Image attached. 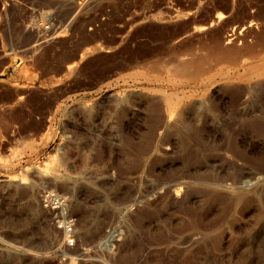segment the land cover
<instances>
[{
  "label": "rangeland",
  "instance_id": "rangeland-1",
  "mask_svg": "<svg viewBox=\"0 0 264 264\" xmlns=\"http://www.w3.org/2000/svg\"><path fill=\"white\" fill-rule=\"evenodd\" d=\"M63 251L264 264V0H0V264Z\"/></svg>",
  "mask_w": 264,
  "mask_h": 264
},
{
  "label": "built area",
  "instance_id": "built-area-1",
  "mask_svg": "<svg viewBox=\"0 0 264 264\" xmlns=\"http://www.w3.org/2000/svg\"><path fill=\"white\" fill-rule=\"evenodd\" d=\"M44 202L55 211L56 229L64 235V250L71 251L76 247V220L69 213L68 201L53 193L45 195ZM71 260L68 253L62 252L61 264H68Z\"/></svg>",
  "mask_w": 264,
  "mask_h": 264
},
{
  "label": "bare ground",
  "instance_id": "bare-ground-1",
  "mask_svg": "<svg viewBox=\"0 0 264 264\" xmlns=\"http://www.w3.org/2000/svg\"><path fill=\"white\" fill-rule=\"evenodd\" d=\"M193 68V69H192ZM202 67L200 66L199 63H196L195 65L194 64H190V63H186V62H183V64H181L179 67H178V71L181 73V74H188L191 72V75L190 76H195L197 75L200 71H201ZM188 72V73H187ZM189 76V75H188ZM186 77V76H185ZM204 107V106H203ZM205 108V107H204ZM203 109V108H202ZM235 111H241V108L239 107H235L234 108ZM245 111V109H244ZM234 112V111H233ZM237 113V112H236ZM253 124V123H251ZM23 182V181H22ZM176 192V191H175ZM178 193H180L179 191H177ZM177 195V193H176ZM179 196V195H178ZM113 237H116L115 235H112L111 237H109V239H107V242H110L111 238Z\"/></svg>",
  "mask_w": 264,
  "mask_h": 264
}]
</instances>
